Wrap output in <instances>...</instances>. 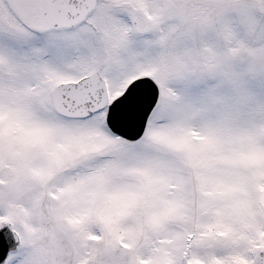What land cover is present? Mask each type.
Segmentation results:
<instances>
[{
	"label": "snow or ice",
	"instance_id": "obj_1",
	"mask_svg": "<svg viewBox=\"0 0 264 264\" xmlns=\"http://www.w3.org/2000/svg\"><path fill=\"white\" fill-rule=\"evenodd\" d=\"M0 264H264V0H0Z\"/></svg>",
	"mask_w": 264,
	"mask_h": 264
}]
</instances>
